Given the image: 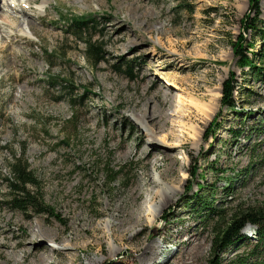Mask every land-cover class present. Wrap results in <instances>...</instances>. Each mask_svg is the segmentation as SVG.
<instances>
[{
    "label": "rangeland",
    "instance_id": "374dc122",
    "mask_svg": "<svg viewBox=\"0 0 264 264\" xmlns=\"http://www.w3.org/2000/svg\"><path fill=\"white\" fill-rule=\"evenodd\" d=\"M80 1L4 7L20 27L0 38V251L21 259L22 241L55 264H209L218 218L186 204L198 184L223 213L264 203V71L239 67L231 46L249 0ZM78 16L93 18L96 57L63 25ZM231 78L232 109L220 105ZM18 159L44 214L6 203ZM253 229L221 264L247 256Z\"/></svg>",
    "mask_w": 264,
    "mask_h": 264
},
{
    "label": "trees",
    "instance_id": "16d2710c",
    "mask_svg": "<svg viewBox=\"0 0 264 264\" xmlns=\"http://www.w3.org/2000/svg\"><path fill=\"white\" fill-rule=\"evenodd\" d=\"M262 15H264V0H249L247 12L240 19V32L231 41L233 54L237 58V65L241 68L251 69L254 75L257 76L262 75L264 71V66L257 68L255 65V61L257 60L264 63V20L261 19ZM92 19V17L83 18L81 16L64 18L63 25L70 29L67 33L72 37L84 36L85 39L78 38V40L84 42L90 50V54L96 57L99 54V49L91 44L90 41L94 36L88 34V27L86 25L89 21H93ZM247 36H249V39L246 38ZM257 39L260 41V44L258 50H255V40ZM247 50H250V52L248 53ZM61 51H63L62 47L58 48V53ZM46 80L54 85L69 84L67 78L60 79L56 74H49ZM232 82L233 79L231 78L226 79L222 84L221 107L231 109L234 107ZM216 120L217 116L211 121V128L217 125ZM255 129L260 128L255 127ZM232 133L235 136L238 135L236 134L237 131H232ZM10 173L12 175L9 178L10 194L6 198V203L10 208L23 212L33 211L36 215L46 213L49 208L42 204L38 193L34 192V190H27L29 186L35 189L38 187L28 167L22 165L18 159L11 164ZM209 186L198 184V190L206 189L204 194L193 193L186 200V204L188 205L194 200L192 207L203 209L206 219L214 215L218 218L213 227L214 236L211 241L209 264H221L222 259L220 255L236 245L237 242L246 239L242 230L247 225L254 227L253 235L255 241L252 242L247 256L234 263L248 264L250 257H253L256 260L254 264H264V203L240 207L231 214L223 213V210H217V207H215L214 204L217 202L213 198V193L215 192H211L214 188ZM228 189H223L225 194L229 193ZM165 220L166 212L162 217V221Z\"/></svg>",
    "mask_w": 264,
    "mask_h": 264
},
{
    "label": "bare ground",
    "instance_id": "6f19581e",
    "mask_svg": "<svg viewBox=\"0 0 264 264\" xmlns=\"http://www.w3.org/2000/svg\"><path fill=\"white\" fill-rule=\"evenodd\" d=\"M9 1L10 0H3V4H2V6H0V33L2 34L0 38L6 37V36H15V35H18L17 28L20 27V25L17 22V20L15 19V17H13L11 14H9V11L7 9L5 10L4 7L11 5V7L15 8V6H18V7L20 6L21 7L23 5L24 8L28 10L27 6H28V4L31 3V0H13L14 2L11 3V4L9 3ZM47 1L48 0H42V2L40 4V7L41 8L44 7V5H45V3ZM80 2L82 4L84 3V5H86V6L89 4V1L88 0H81ZM27 10H22L21 9L22 16H23L24 20L27 23L28 29L32 32V30H33L32 29L33 24L32 23H29V21H31V20L28 19ZM6 11L8 13H5ZM43 18H45V17H43ZM5 25H8V28H10V29L13 30V33L12 34L7 33L6 28H4ZM141 117H142V113H141V116H139V118L141 119ZM143 118H144V116H143ZM149 135H150L149 136L150 137V141L151 142H154L156 138H154V136H153L152 133H150ZM149 180L151 182H153V184H157L158 183V180L155 179V177L154 178H151ZM161 191L162 190H158L156 192V195L161 196V193H162ZM149 210H150L149 214H151V216H152L154 214L153 211H152V208L149 207ZM142 216L143 215L140 212V209H138V213L136 215V218H135V222L134 223L135 224L141 223L142 220H143V217ZM152 220H153V218L151 219V221ZM110 222L111 221L108 219L105 223H106V225L110 224L112 226L114 223L111 224ZM0 228H2V225H0ZM95 236H96L97 239H101L98 236V233H96ZM29 237H30V235H29ZM33 237L34 236H31L30 237V240H33ZM3 239H4V237H3ZM49 240H51L53 243H55V239L54 238L49 239ZM5 244H6V242L3 241L2 242V245L5 246ZM18 244L22 246L20 248H21V251L24 253V256H22L21 259H17L16 256H9V255L4 254V252L2 253L0 251V258L1 257L3 258V262L0 263V264H12V263H14V264H55L56 263V260L54 259V256L46 253L45 250H42L43 253H39L38 250H33V249L28 251L27 249L30 248V245L29 244H27L26 242H22V241H19ZM15 247H17V246H15ZM147 249L148 250L150 249L149 251L152 252L151 246H148Z\"/></svg>",
    "mask_w": 264,
    "mask_h": 264
}]
</instances>
